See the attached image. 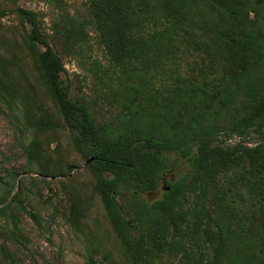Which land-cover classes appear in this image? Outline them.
<instances>
[{"label": "trees", "instance_id": "obj_1", "mask_svg": "<svg viewBox=\"0 0 264 264\" xmlns=\"http://www.w3.org/2000/svg\"><path fill=\"white\" fill-rule=\"evenodd\" d=\"M46 3L50 23L0 0V108L29 133L30 176L0 182L9 238L27 243L22 213L40 227L33 194L85 264H264V0ZM91 33L106 65L86 96L65 64ZM171 157L186 173L146 201Z\"/></svg>", "mask_w": 264, "mask_h": 264}, {"label": "rangeland", "instance_id": "obj_2", "mask_svg": "<svg viewBox=\"0 0 264 264\" xmlns=\"http://www.w3.org/2000/svg\"><path fill=\"white\" fill-rule=\"evenodd\" d=\"M24 1L23 6L41 9L42 12L47 13L48 16L44 20L46 23L57 19L60 14L59 10L46 3V0H28L25 3ZM63 1L70 13L85 14L86 0ZM90 37L89 48L84 49L78 57L65 64L70 74L69 78L72 80V92L77 89L73 77V74H77L86 96L92 95L95 87L91 60L98 59L106 65L103 52L95 41L94 33H91ZM20 116V108H13L11 113L5 107L0 108V182L2 183L8 182L12 176H15L16 180L30 176L25 168V158L22 153V146L27 142L29 133L21 134ZM170 161L172 162L171 171L161 178L160 187L156 192L143 195L146 201L161 197L165 180L173 183L177 177L186 173L185 164L180 161L174 162L173 157ZM2 187L3 185H0V194H2ZM43 194L47 195L46 190ZM29 200L34 212L39 215L41 225L37 227L24 213L19 215L20 228L27 237V243L22 245L14 243L9 238L7 226L0 219V264H85L84 244L81 239L75 236L63 219L51 215V208L44 204L43 200L33 194L30 195ZM6 253L11 257L8 258Z\"/></svg>", "mask_w": 264, "mask_h": 264}]
</instances>
